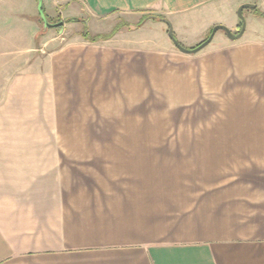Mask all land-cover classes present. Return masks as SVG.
Masks as SVG:
<instances>
[{"label": "crops", "instance_id": "obj_1", "mask_svg": "<svg viewBox=\"0 0 264 264\" xmlns=\"http://www.w3.org/2000/svg\"><path fill=\"white\" fill-rule=\"evenodd\" d=\"M47 1L63 21L57 35H67L70 23L114 27L156 15L168 20L181 38L207 35L213 25L235 33L238 7L253 4L238 39L245 41L233 45V53L236 61L249 59L242 68L264 76V0ZM78 7L82 16L72 19L70 13ZM26 9L24 0H0V264H264V145L239 146L234 151L251 154L231 159L204 155L201 168L178 178L173 166L156 165L149 169L148 182L146 155L136 159L135 154L119 153L145 154L141 147L32 142L34 116L29 109L32 113L42 81L34 67L20 75L19 55L32 53L36 35H48V30L42 32L40 19ZM145 23L134 30L122 26L109 39L95 42L72 27V35L81 41L70 48L75 55L89 49L95 59L101 57L97 68L110 64L111 57L118 58L112 61L118 66L120 56L131 52L130 35H143ZM260 35L263 40L254 38ZM224 40L229 41L219 37L217 42ZM145 42L134 47L145 53L152 44ZM88 67L91 76L98 71L93 60ZM256 82L252 88H264L258 78ZM258 98L264 104V94ZM59 130L41 134L59 135ZM210 162L217 167L210 168Z\"/></svg>", "mask_w": 264, "mask_h": 264}, {"label": "rangeland", "instance_id": "obj_2", "mask_svg": "<svg viewBox=\"0 0 264 264\" xmlns=\"http://www.w3.org/2000/svg\"><path fill=\"white\" fill-rule=\"evenodd\" d=\"M24 1L26 11L30 10L39 19L38 0ZM42 5L48 22L55 23L58 11L50 8L47 0H42ZM248 11L243 10L245 29L247 23L244 15ZM81 12L78 7L77 12L70 13L71 18H79ZM59 13L60 16L64 15ZM236 19L240 29L237 11ZM37 25L41 27L39 21ZM257 25L261 26L260 23ZM112 26L70 23L65 32L67 35H57L59 30L50 28L48 35H42L39 40L36 35L32 53L22 55L21 51L20 75H25L34 67L35 76L42 81L35 90L37 102L33 105V112L29 109V115L34 116L35 135L32 142L77 143L86 147L119 145L123 150L141 147L147 154L119 153L135 154L136 159H143L140 156L146 155L148 182H152L149 169L156 165L173 166L172 170L179 172L176 175L178 178L186 176V170L201 168L204 165L201 157L204 155L212 156L213 160L219 159L214 156L230 155L226 159H231V156L251 154L234 151L239 146L264 145V104L258 103L263 101L258 97L264 94V88L261 89L263 91L252 88L253 84L258 83L257 78L259 83L264 84V76L257 72L254 76L250 68H242L241 63L245 64L249 59L244 61L241 56V61H236L233 53V45L245 40H229L223 31H217L209 46H206L208 48L204 47L195 54H185L177 50L169 39L165 23L148 20L141 30L143 35H130L131 52L129 56H120L119 60L123 62H118V66L112 62L117 57H111L110 64L104 62L106 67L97 68V65H101V57L98 61L89 49L76 55L73 53L71 45L75 46V42L81 39L72 35L69 29L77 28L81 37L83 34L98 36L94 34L112 32L124 25ZM214 26L201 37L183 35L181 38L176 31L173 35L184 48L191 49L199 38L207 39ZM161 29L163 35L160 34ZM233 32L237 33V30ZM219 37H226L229 41L217 42ZM259 37L254 38L263 40V35ZM145 41L152 43L147 47V52L142 53L141 48L134 47L136 43L143 44ZM86 46L89 48L90 45ZM224 46H229V49ZM62 51V56L56 55ZM91 60L98 70L92 76L90 68H87ZM49 67L52 69L51 75L46 72ZM23 107H31V104H23ZM56 128L60 129L61 134H41L47 129L56 131ZM212 149L226 151H208ZM129 158L133 159L132 156ZM132 163L135 166L137 161ZM214 167L217 166L210 165V168ZM175 187L180 188L181 185L176 183Z\"/></svg>", "mask_w": 264, "mask_h": 264}, {"label": "water", "instance_id": "obj_3", "mask_svg": "<svg viewBox=\"0 0 264 264\" xmlns=\"http://www.w3.org/2000/svg\"><path fill=\"white\" fill-rule=\"evenodd\" d=\"M254 5L253 4H249V3H244L242 5H240L237 9V16L241 21V26L240 29L237 33H232L227 27L223 26V25H215L211 32L210 35L208 36V38L206 40H204L201 44H199L197 47L195 48H191V49H186L184 47H182L174 38L173 35V31H172V27L171 24L168 20L166 19H162L161 21L163 23L166 24L167 26V35L169 37V39L172 41L173 45L182 53L185 54H195L198 51H200L201 49H203L204 47H206L213 39L214 34L217 31H223L226 35V37L229 40H237L239 39L242 34L244 33L245 30V21H244V17H243V10L245 9H253ZM37 9H38V18L41 20L42 22V32H45L48 29H58L59 32H62L63 30V21L59 20L56 23H50L47 20L46 15L44 14V10H43V5H42V0H38V5H37Z\"/></svg>", "mask_w": 264, "mask_h": 264}, {"label": "trees", "instance_id": "obj_4", "mask_svg": "<svg viewBox=\"0 0 264 264\" xmlns=\"http://www.w3.org/2000/svg\"><path fill=\"white\" fill-rule=\"evenodd\" d=\"M162 19H164L163 17L161 16H156V15H146L144 17H142L136 24H128V23H123V25L128 29V30H134V29H137L138 27H140L145 21L147 20H154V21H161ZM41 22V20H40ZM86 25V24H84ZM118 29H114L109 35H100V36H88L86 34H83V38L90 41V42H95V41H98V40H107L109 39L110 37L113 36V34L117 31ZM42 35H38V37L36 38L37 40H39V38L41 37ZM206 39V38H205ZM204 39V40H205ZM203 40V41H204ZM202 42L198 43L197 45H195L194 47L192 48H195L197 47L199 44H201Z\"/></svg>", "mask_w": 264, "mask_h": 264}, {"label": "flooded vegetation", "instance_id": "obj_5", "mask_svg": "<svg viewBox=\"0 0 264 264\" xmlns=\"http://www.w3.org/2000/svg\"><path fill=\"white\" fill-rule=\"evenodd\" d=\"M58 21H59V19H57V21H56V22H58ZM56 22H55V23H56ZM237 32H238V31H237Z\"/></svg>", "mask_w": 264, "mask_h": 264}]
</instances>
